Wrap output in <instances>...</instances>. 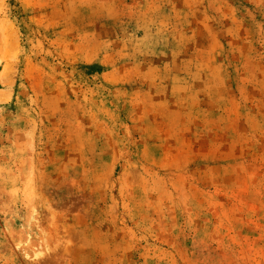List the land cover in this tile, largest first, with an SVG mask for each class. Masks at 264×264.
I'll return each mask as SVG.
<instances>
[{"label": "rangeland", "instance_id": "rangeland-1", "mask_svg": "<svg viewBox=\"0 0 264 264\" xmlns=\"http://www.w3.org/2000/svg\"><path fill=\"white\" fill-rule=\"evenodd\" d=\"M0 264H264V0H0Z\"/></svg>", "mask_w": 264, "mask_h": 264}]
</instances>
